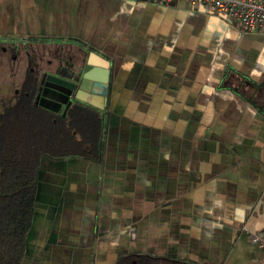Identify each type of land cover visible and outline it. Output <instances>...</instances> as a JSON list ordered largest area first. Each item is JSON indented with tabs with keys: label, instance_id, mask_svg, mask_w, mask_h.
<instances>
[{
	"label": "crops",
	"instance_id": "0c3cea01",
	"mask_svg": "<svg viewBox=\"0 0 264 264\" xmlns=\"http://www.w3.org/2000/svg\"><path fill=\"white\" fill-rule=\"evenodd\" d=\"M0 47L109 62L104 109L44 78V108L102 113L103 154L43 158L21 264H264V33L190 0H0Z\"/></svg>",
	"mask_w": 264,
	"mask_h": 264
},
{
	"label": "trees",
	"instance_id": "16d2710c",
	"mask_svg": "<svg viewBox=\"0 0 264 264\" xmlns=\"http://www.w3.org/2000/svg\"><path fill=\"white\" fill-rule=\"evenodd\" d=\"M37 58H30L19 83L17 69L10 76L0 74V264L23 260L43 157L100 161L103 154L100 111L76 102L62 116L36 103ZM67 70L63 65L58 69Z\"/></svg>",
	"mask_w": 264,
	"mask_h": 264
},
{
	"label": "flooded vegetation",
	"instance_id": "af4514ba",
	"mask_svg": "<svg viewBox=\"0 0 264 264\" xmlns=\"http://www.w3.org/2000/svg\"><path fill=\"white\" fill-rule=\"evenodd\" d=\"M16 55L18 57L17 51H8L7 48L0 47V74L1 75H9L10 76L11 74H13L12 72H15V69H14V66H13V62H16V60H17L16 59L17 57L15 58ZM31 57H33V55L27 56V57H24V58L23 57L20 58L21 63L25 61L26 66L30 67L31 66L30 65L31 64V62H30L31 61V59H30ZM55 58L56 57H50V58L38 57L36 59V61L38 63L37 66L39 68L38 71H39V74L41 75L40 79H39V87L40 88H39L38 95L36 97V103L39 106H41L42 108H44V107L39 103V96H40L41 93L45 92V90H46L47 80L44 79L45 76L50 72V73H55V74L65 78V79H67L69 81L75 82L74 83L75 85L73 84L74 87L72 88V93H71V97L75 98V95L77 93V90H76L77 88L75 86L81 84L82 78H83V73H84L85 67L87 65V60H88V57H85L84 62H83V60L80 61L79 58L77 59L76 57H66V58L65 57H60L59 61L60 62H65V63H67V65L59 64L56 67V69L53 70V71L48 70L50 68L44 67V65H47V66L52 65V61H50V60L51 59L55 60ZM62 65L64 67H66L68 70L65 71V72L64 71H58L59 67H61ZM44 109H46V108H44ZM46 110H48V109H46ZM49 111H51V110H49ZM67 112L68 111H66L65 115L67 114ZM56 113H58V112H56ZM59 114H61L62 116H65L61 112ZM126 259H129L131 264H137L139 262V260L137 259L136 255L130 254V255H124V256L122 255V256H120L119 258L116 259L114 264H123L122 262H124ZM145 260H147V259H145ZM124 264H125V262H124Z\"/></svg>",
	"mask_w": 264,
	"mask_h": 264
},
{
	"label": "built area",
	"instance_id": "2783aa9c",
	"mask_svg": "<svg viewBox=\"0 0 264 264\" xmlns=\"http://www.w3.org/2000/svg\"><path fill=\"white\" fill-rule=\"evenodd\" d=\"M169 4L174 0H143ZM194 6L204 4L216 13L227 15L243 29L264 33V0H190ZM252 240L264 249V231L254 233Z\"/></svg>",
	"mask_w": 264,
	"mask_h": 264
},
{
	"label": "water",
	"instance_id": "95a60500",
	"mask_svg": "<svg viewBox=\"0 0 264 264\" xmlns=\"http://www.w3.org/2000/svg\"><path fill=\"white\" fill-rule=\"evenodd\" d=\"M94 64H100L101 67L106 68L109 65V62L104 57H101V55H97L93 52L90 53L87 60V65L83 73L82 82L80 85L75 86L77 88L75 98L79 101L89 103L95 105L98 108L104 109L106 101L105 99L107 96L109 71H107L106 69H100L99 71L95 66H93ZM92 82H96L95 88L90 91L91 89L89 88V86L90 84H92ZM67 93L71 95L72 90L68 89ZM72 102L73 100H70L68 102V106L71 105Z\"/></svg>",
	"mask_w": 264,
	"mask_h": 264
},
{
	"label": "rangeland",
	"instance_id": "374dc122",
	"mask_svg": "<svg viewBox=\"0 0 264 264\" xmlns=\"http://www.w3.org/2000/svg\"><path fill=\"white\" fill-rule=\"evenodd\" d=\"M16 58V57H15ZM20 58H22V57H17L16 59V62H13V66H14V69H17V73H16V80H17V82L19 83V81L20 80H22V78H23V76H24V70H25V68H26V63H25V61L24 62H22L21 63V60H20ZM24 58V57H23ZM47 58H50V57H47ZM60 57H56L55 58V60H53V59H51L50 61H52V65H50V66H47V65H44V67H46V68H50V69H48V70H50V71H53V70H55L56 69V67L59 65V64H63V65H67V63H65V62H60L59 59ZM66 58V57H65ZM77 59L79 58V60L80 61H82L83 60V62H84V57H76ZM43 66V65H42ZM15 72H16V70H15Z\"/></svg>",
	"mask_w": 264,
	"mask_h": 264
}]
</instances>
